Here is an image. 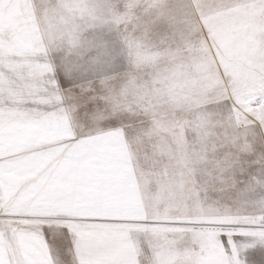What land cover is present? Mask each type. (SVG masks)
I'll use <instances>...</instances> for the list:
<instances>
[{
  "label": "snow or ice",
  "instance_id": "snow-or-ice-1",
  "mask_svg": "<svg viewBox=\"0 0 264 264\" xmlns=\"http://www.w3.org/2000/svg\"><path fill=\"white\" fill-rule=\"evenodd\" d=\"M30 2L0 0V264H264V158L141 150L86 87L110 54L65 57L66 33L14 15ZM226 71L221 128L264 101V63Z\"/></svg>",
  "mask_w": 264,
  "mask_h": 264
},
{
  "label": "rangeland",
  "instance_id": "rangeland-1",
  "mask_svg": "<svg viewBox=\"0 0 264 264\" xmlns=\"http://www.w3.org/2000/svg\"><path fill=\"white\" fill-rule=\"evenodd\" d=\"M14 15L39 19L46 35L66 33L64 55L74 61L109 53L96 83L86 85L91 99L114 108L109 113H139L141 122L216 123L207 117L210 102L231 92L226 66L264 63V0H35ZM90 43L99 47L81 56L80 45ZM226 130L230 149L240 131L243 153L259 157L262 145L249 149L264 141V101Z\"/></svg>",
  "mask_w": 264,
  "mask_h": 264
},
{
  "label": "crops",
  "instance_id": "crops-1",
  "mask_svg": "<svg viewBox=\"0 0 264 264\" xmlns=\"http://www.w3.org/2000/svg\"><path fill=\"white\" fill-rule=\"evenodd\" d=\"M109 111H114V108H107ZM132 109H124L122 111H132ZM117 111H120L117 110ZM113 116H117L122 121L127 122L129 126H132L138 130V135L134 139L141 150L150 149L154 154L159 156L161 160L169 161V166L174 167L171 163L174 155L178 156L182 152H199L203 155V142L205 139L211 140L214 143L219 142L220 144L227 146V130L221 128L219 124L210 122H141V118L135 117L137 113H109ZM129 115H134L130 117ZM235 132V131H234ZM210 133V135H208ZM255 133V132H254ZM257 135V133H255ZM246 134H241L240 131L233 133V139L231 146L234 151L243 153L245 146ZM260 136V135H259ZM261 139V138H260ZM259 137L252 141L249 152L252 148L262 145L264 149V141ZM259 142V143H258ZM244 149V150H243ZM260 150V156L263 158L264 151ZM179 191V188L176 187Z\"/></svg>",
  "mask_w": 264,
  "mask_h": 264
}]
</instances>
